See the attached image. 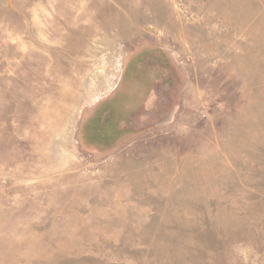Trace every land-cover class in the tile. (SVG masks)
<instances>
[{"label": "rangeland", "instance_id": "374dc122", "mask_svg": "<svg viewBox=\"0 0 264 264\" xmlns=\"http://www.w3.org/2000/svg\"><path fill=\"white\" fill-rule=\"evenodd\" d=\"M0 264H264V0H0Z\"/></svg>", "mask_w": 264, "mask_h": 264}]
</instances>
